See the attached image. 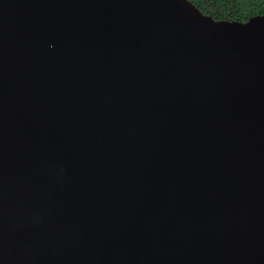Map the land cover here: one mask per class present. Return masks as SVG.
Returning a JSON list of instances; mask_svg holds the SVG:
<instances>
[{"label": "water", "instance_id": "95a60500", "mask_svg": "<svg viewBox=\"0 0 264 264\" xmlns=\"http://www.w3.org/2000/svg\"><path fill=\"white\" fill-rule=\"evenodd\" d=\"M0 264H264V15L0 0Z\"/></svg>", "mask_w": 264, "mask_h": 264}, {"label": "trees", "instance_id": "16d2710c", "mask_svg": "<svg viewBox=\"0 0 264 264\" xmlns=\"http://www.w3.org/2000/svg\"><path fill=\"white\" fill-rule=\"evenodd\" d=\"M202 13L215 20L246 22L264 15V0H189Z\"/></svg>", "mask_w": 264, "mask_h": 264}]
</instances>
